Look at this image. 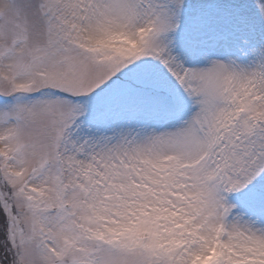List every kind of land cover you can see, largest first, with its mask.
I'll return each instance as SVG.
<instances>
[{"label":"snow or ice","instance_id":"obj_1","mask_svg":"<svg viewBox=\"0 0 264 264\" xmlns=\"http://www.w3.org/2000/svg\"><path fill=\"white\" fill-rule=\"evenodd\" d=\"M0 264H264V0H0Z\"/></svg>","mask_w":264,"mask_h":264}]
</instances>
